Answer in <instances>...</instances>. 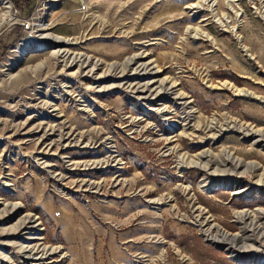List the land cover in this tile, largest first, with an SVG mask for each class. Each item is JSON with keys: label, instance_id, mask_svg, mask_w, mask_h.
<instances>
[{"label": "rangeland", "instance_id": "rangeland-1", "mask_svg": "<svg viewBox=\"0 0 264 264\" xmlns=\"http://www.w3.org/2000/svg\"><path fill=\"white\" fill-rule=\"evenodd\" d=\"M262 133L264 0H0V264H264Z\"/></svg>", "mask_w": 264, "mask_h": 264}, {"label": "bare ground", "instance_id": "bare-ground-1", "mask_svg": "<svg viewBox=\"0 0 264 264\" xmlns=\"http://www.w3.org/2000/svg\"><path fill=\"white\" fill-rule=\"evenodd\" d=\"M59 38V37H58ZM55 41H58L57 39ZM59 42V41H58ZM63 43H65L66 41L65 40H62ZM58 52H60L59 54L60 55H66V53H63L65 50L64 49H59L57 50ZM76 58V57H75ZM81 57H79V60H80ZM82 61H85V59H83ZM231 88V87H230ZM262 136H264V133H262ZM12 208H15V207H12ZM32 220V219H31ZM29 218L23 220L21 222L19 226V228H21L22 226H24V228L27 227V225L29 226V224H33V222L31 221ZM214 231H211L207 236L210 237V239L212 240H215V241H222V240H225L227 239V235L225 233H223L220 229H216V227L213 228ZM41 252V255H44L46 253H48V249H46L45 247H43L41 250H39ZM37 252V251H35ZM41 257V256H40Z\"/></svg>", "mask_w": 264, "mask_h": 264}, {"label": "trees", "instance_id": "trees-1", "mask_svg": "<svg viewBox=\"0 0 264 264\" xmlns=\"http://www.w3.org/2000/svg\"><path fill=\"white\" fill-rule=\"evenodd\" d=\"M14 4H16V1H14ZM198 257L199 259H204L205 257H208L209 259H216L219 262H221V264H233L230 261H228L225 257L220 256V252L212 249V248H208V247H202L201 249H198ZM212 254V255H211ZM217 254V255H214Z\"/></svg>", "mask_w": 264, "mask_h": 264}]
</instances>
